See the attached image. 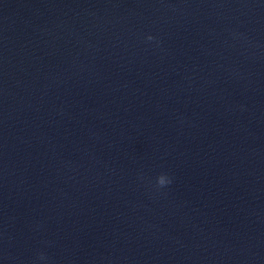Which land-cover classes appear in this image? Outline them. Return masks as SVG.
<instances>
[{"label": "water", "instance_id": "1", "mask_svg": "<svg viewBox=\"0 0 264 264\" xmlns=\"http://www.w3.org/2000/svg\"><path fill=\"white\" fill-rule=\"evenodd\" d=\"M0 264H264V0H0Z\"/></svg>", "mask_w": 264, "mask_h": 264}, {"label": "clouds", "instance_id": "2", "mask_svg": "<svg viewBox=\"0 0 264 264\" xmlns=\"http://www.w3.org/2000/svg\"><path fill=\"white\" fill-rule=\"evenodd\" d=\"M148 38L151 39L152 37L149 36ZM160 175H164V176L166 177V180H165L164 182H161V181H160V179H159V176H160ZM160 175L156 177V184H157V185H159V186H164V185H166V184H168V183L171 182L170 178H169L166 174H163V173H162V174H160ZM40 258H41V259L44 258V257H43V254H41Z\"/></svg>", "mask_w": 264, "mask_h": 264}]
</instances>
